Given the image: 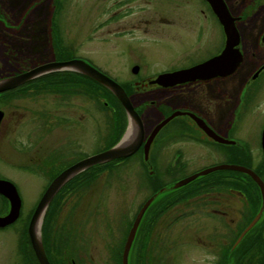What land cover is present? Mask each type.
<instances>
[{
    "label": "rangeland",
    "instance_id": "rangeland-1",
    "mask_svg": "<svg viewBox=\"0 0 264 264\" xmlns=\"http://www.w3.org/2000/svg\"><path fill=\"white\" fill-rule=\"evenodd\" d=\"M142 1L148 2L144 17L138 18L134 15L130 19L125 18L117 23L115 21L108 23L107 11L112 0H55L56 11L54 10V0H0V75L5 73L3 71L11 70L10 65L14 62H18L17 69L27 68L33 62H49L47 60L53 54L50 36L52 17H55L54 24L60 26L68 46L77 48L80 55L90 58L99 69L123 85L126 84L125 79L133 76L130 68V63L133 61L141 62L140 59H143L144 69L149 71L181 66L182 64L178 63L184 57L183 55H187L191 51L195 53L205 46L207 48L208 44L217 43L214 46L216 47L220 42L219 34L214 26L215 20L212 17L209 20L204 19L201 12L203 7L199 0H178V9L172 7V0ZM239 2L241 0H234L236 4ZM158 11H163V15L167 17L163 21H174L173 32L165 34L166 31L162 33L156 29H150L154 25L152 23H139V20H150ZM121 21H127L128 27H133L136 24L141 28L139 30L130 29L128 31L130 33L126 34L110 32L111 26L121 24ZM2 22L12 28L6 29ZM163 25L166 26V24ZM97 26H103V28L98 29ZM145 26H148V29ZM202 26L204 35L202 40L197 42L196 33ZM134 45L137 49L133 53L122 55L125 47L133 48ZM144 47H146V51H140L139 48L142 50ZM8 58L11 63L8 62ZM13 67L15 70V63L12 64ZM42 83L32 84L25 88L26 92L20 91L13 95L15 97L11 98L10 105L8 102L6 104V101L0 103V107L7 113L4 130L0 136V173L17 182L23 195V201H25L24 214L26 215H30L29 207L38 199L42 191L40 187L32 188L36 178L34 177V181L31 180L22 169L29 166L31 162L29 156L33 152L35 156L38 154L39 158H45L47 155L45 160L50 159L48 162L51 168L56 165L67 167L68 164L71 165L73 161H77L83 155L89 156L105 150L108 148L109 140L112 139L111 142H113L117 137V134L112 132L108 120L116 119L113 114L116 108L106 98L92 91L91 87L78 84L75 90L79 92L66 99L65 95L61 93L57 95L50 92L56 89L58 83H53V81L50 83L49 80ZM48 86L50 87L48 88ZM157 117L158 114L154 109L145 111L143 122L146 128H150ZM173 149V147L169 148L166 153L170 155ZM59 150L64 153L65 158L61 164L58 160ZM184 150L188 160L185 163H180L172 174L159 175L161 183L165 182L169 185L202 169L226 163L224 159H220L219 155L204 153L202 148L195 144L194 146L190 144L184 146ZM168 162L169 160L166 158L159 161L161 165L157 168L159 174H163L162 166ZM151 164V160L147 161L143 167L140 158L134 155L116 167L94 172L92 177H88L94 179L92 188L90 189L89 185H84L88 188H82L81 193L71 196L66 201L62 211L63 215H68L71 212L73 215L76 210L78 213L80 208L77 209L76 205L80 195L86 196L84 212L94 209L91 213L94 214L93 219L98 224L99 264H113L117 256L123 252L129 225L141 204L150 196L151 191L148 186L150 187L152 184L148 179L144 182V175L146 177L148 175L155 176L156 173ZM148 170L150 173H145ZM238 178V182L245 188L244 196L230 194L228 187L227 190L225 189L226 191L224 190L225 194L222 196L219 207L226 210L228 219H234L232 223L235 225H229V228H234L233 231H235V228L237 230L239 226H243L240 230L241 233L259 210L260 203L258 201H261V196L253 188L254 184L252 187L248 180L244 181L240 177ZM201 179L202 177L196 179L186 188L196 189L197 186L194 185ZM213 179L216 182L221 177L216 175ZM37 180L39 184L46 183L44 179ZM87 180L84 181L86 184ZM152 181H155V178ZM156 187L158 188V186ZM175 194L177 192L172 191L164 196L171 197ZM211 195L214 196V194ZM197 196L189 201L171 206L154 223L152 215L147 219L143 217L136 231L138 239L135 250L138 258H134L132 264L221 263V258L213 256L214 241L212 239L215 234L221 231L222 227H220L218 219L208 216V211L204 206L208 198L204 194ZM88 203L89 206L86 205ZM166 204L159 205L155 214ZM183 214L185 215L183 216ZM175 216H179V220L171 225V220ZM262 219L263 217L248 230L250 239L252 234L257 231ZM15 229L14 232L17 234L19 228ZM7 234L11 235L12 231ZM209 239L213 244L209 243ZM5 241L0 245L2 262L6 258L4 264H17L14 256L15 244ZM144 242H146L145 245ZM111 250L115 254L113 252L112 255ZM161 254L164 255V262L157 263ZM259 258L261 257H254V255L251 257L250 255L249 264H254ZM229 259L233 260L234 258ZM242 260L240 261L242 262ZM128 261L130 262L129 259ZM231 261L227 264H230Z\"/></svg>",
    "mask_w": 264,
    "mask_h": 264
},
{
    "label": "flooded vegetation",
    "instance_id": "flooded-vegetation-1",
    "mask_svg": "<svg viewBox=\"0 0 264 264\" xmlns=\"http://www.w3.org/2000/svg\"><path fill=\"white\" fill-rule=\"evenodd\" d=\"M199 1L203 7L201 12L204 15V19L209 20L212 17L215 20V30L219 34L220 39L216 47L214 46L217 43L213 45L208 44L207 48L205 46L195 53L191 51L187 55H183L184 57L178 63L182 64L181 66L164 68L157 71L144 69L145 63L143 59H140L141 62L133 61L130 63L133 76L132 78L125 79L124 82L128 84L129 92L127 90L126 92L130 95L134 107L141 115L142 121L144 113L148 109H154L156 114H158L155 123L150 128H146L143 122L144 138L142 144L132 156L138 154L143 167L147 161L151 160V162H154L160 181V176L172 174L180 163H185L188 160L184 146L188 144L194 146L195 144L201 147L204 153L217 154L226 163L244 165L255 170L260 177L264 178V0H241L237 4L234 3V0H218L221 11L225 15L224 18L227 25L233 31L230 46L225 30L226 26L219 21L211 4L207 0ZM171 3H173V8L178 9V0H172ZM147 4L148 2H143L142 0H112V4L107 11L108 23L114 21L117 23L121 19H130L134 15L138 16V18L144 17L143 14L146 12V8H148ZM166 18L163 15V11H158L150 20H139V23H152L154 25L150 29H156V31L162 33L166 31L165 34H168L173 32L172 28H175V25L173 24L174 21H163ZM121 22V24L112 25L110 32L126 34L130 33L128 32L130 29L139 30L141 28L136 24L133 27H128L127 21ZM2 23L6 29L12 28L6 26L4 22ZM163 24H166V26ZM97 28L102 29L103 26H97ZM145 28L148 29V26H145ZM169 28H171L170 31H167ZM59 29V48L62 52L61 55L65 57L59 59L53 53L52 57L47 61L81 58L98 68L90 58L80 55L77 48L71 45L68 46L60 26ZM196 34V41L200 42L204 35V27H199ZM138 43L140 42L138 41ZM134 46L133 48L129 46L125 47L122 55L133 53L137 49L136 45ZM139 49L140 51H146V47L142 50L141 48ZM224 52L225 58L223 59V63L201 78L177 82L175 84H167L169 83L167 80L155 82L161 74L172 73L202 64ZM10 61L8 58V62ZM14 63L15 68L18 67V62ZM14 63L10 65L11 70L3 71L5 73L1 75L2 77L12 75L13 73L16 74L20 70L24 71L35 64L33 62L27 68H16L14 70V67L12 68V64L14 65ZM229 63L232 64L228 68ZM103 72L110 76L105 71ZM0 110L3 111L0 121L1 136L7 113L1 107ZM173 112H179V114H176L160 128L150 144L148 158L144 159V144L151 130ZM153 145L154 147L152 148ZM171 147L174 149L169 155L166 151ZM86 156L83 155L79 159ZM46 157L47 155L45 158H39L38 154L35 156L33 152L29 156V160L31 161L29 166L22 168L23 172L31 180L34 181V177L36 178L32 188L37 189L40 187L42 189L38 199L29 207V210H31L30 215L24 214L26 205L17 182L0 173V179L10 180L15 185L21 198V206L17 218L4 226H0V245L5 240V242L15 244L14 256L17 264H40L32 247L28 232L29 223L39 199L51 180L61 170L66 168V166L60 167L57 165L51 168L48 162L50 159L47 161L45 160ZM130 157L111 164L116 167L127 161ZM164 158L169 160V162L162 166L163 174L161 175L157 168L161 166L159 161L161 159L163 161ZM64 159V153L59 150V164ZM74 162L76 160L72 163ZM151 167H153V164H151ZM97 171L96 168L88 170L84 174L82 173L83 175L80 174L82 176H77V179H72V181L70 180L66 183L58 195L53 198L44 213L41 224V235L49 264H99L97 253L98 224L93 219L94 214L91 211L94 209L92 207H90L92 209L89 212H84L83 210L86 196L80 195L77 198L78 203L76 207L77 209L80 208L78 213L76 210L73 215L72 212L68 215L62 214L63 207L71 196L81 193L82 188H88L84 187V185H89L90 189L92 188L94 179H89L88 177H92L93 173ZM221 172H226V176H217L235 178L236 180L240 177V179L247 181L243 179L244 174L240 171L222 170L215 173L220 174ZM216 174L206 179V187L208 188L202 193L208 198L204 204L208 211V216L218 219L219 225L222 227L221 231L215 234L212 239L214 241L213 256L221 258L220 264H227L228 260H230L229 258H235L234 264H239L242 258L254 255V257H261L254 264H264V217L255 234H252L250 241H246L243 246L242 244L239 245V243L234 247L239 234L235 235L236 228L235 231H233L234 228H229V225H235L232 223L234 219H228L226 210L219 207L222 196L225 194L227 188L223 187L222 184L219 186L211 184ZM37 179H44L46 183L39 184ZM85 180H87V184L84 182ZM228 191L230 194L234 193L240 196H244L245 194L244 190L239 188L229 187ZM179 193L177 192V194L171 196L173 202L177 199ZM211 194H214V196ZM82 198H84V201H82ZM177 204L178 202L173 206ZM86 205L89 206L90 204ZM9 210L10 203L8 198L0 193V216L7 215ZM133 220L134 218L129 225L128 231ZM178 220L179 216L173 217L171 225ZM16 227L19 228L17 229V234L14 232ZM9 231H12V234L8 236L7 232ZM212 240L209 243H212ZM248 242H250V245H248ZM111 252L113 255L114 251L111 250ZM6 260L5 258L4 262H2V255H0V264H4ZM162 262H164L163 254L157 259V263ZM116 263V260L115 263L113 261V264Z\"/></svg>",
    "mask_w": 264,
    "mask_h": 264
},
{
    "label": "water",
    "instance_id": "water-1",
    "mask_svg": "<svg viewBox=\"0 0 264 264\" xmlns=\"http://www.w3.org/2000/svg\"><path fill=\"white\" fill-rule=\"evenodd\" d=\"M207 1L211 4L219 21H221V23H224V25L226 26L225 30L228 37V44L230 46V41L233 37V31L232 28L227 25V22L224 18L225 15L221 11L218 0ZM224 54L225 52L215 58H212L211 60H208L196 66H192L172 73L162 74L155 80V82L167 80V82H169L167 84H175L181 81L201 78L209 74L210 71L215 67H218L219 64L223 63V59L225 58ZM231 64L232 63L228 64V68L231 66ZM65 71L84 75L95 81L102 87L106 88L121 104L126 116V124L123 133L115 144L103 151L81 158L68 167L64 168L51 180V182L43 192L41 198L37 203L28 227L32 247L40 264H49L42 243L41 224L44 213L46 212L49 204L51 203L57 192L70 180L92 168L104 165L112 161L123 160L130 157L138 150L144 138V127L142 119L137 110L134 108L130 97L127 95L124 88L113 78L109 77L108 75L91 65L89 62L81 58H74L63 61L54 60L40 63L27 69L26 71L0 77V94L5 91L17 88L41 76ZM176 114H179V112H173L151 130L150 135L144 144V159L148 158L147 152L149 151L150 144L157 132ZM2 116L3 111L0 110V121L2 119ZM221 170H237L247 174L256 183L261 195L260 208L251 223L238 235L234 243V247L237 246L246 236L248 230H250L259 219L264 217V182L253 170L249 168L241 165L224 163L200 170L197 173L180 179L179 181L166 185L165 187L160 188L157 193H154L153 195L148 197L138 210L130 227L122 252L121 264L129 263L128 259L130 257L132 245L136 237V231L138 230L147 210L152 204L158 203V201L162 198H166L164 194L168 192L184 188L188 184L202 176ZM148 173H150L149 170ZM0 193L6 196L10 203L9 213L5 216H0V226H4L17 218L21 206V199L14 184L6 179H0ZM231 264H234V262H231Z\"/></svg>",
    "mask_w": 264,
    "mask_h": 264
},
{
    "label": "trees",
    "instance_id": "trees-1",
    "mask_svg": "<svg viewBox=\"0 0 264 264\" xmlns=\"http://www.w3.org/2000/svg\"><path fill=\"white\" fill-rule=\"evenodd\" d=\"M50 36H51V43H52V49H53L54 55L57 58H59V59H63L65 56H62L61 55L62 52H61V49L59 48L60 47L59 46V42H60V29H59V26L58 25H56L54 23H51ZM61 78H64V79H61ZM55 79H56L57 82L55 81ZM46 80L47 81L49 80L50 83H52V81H53V83H58L59 85H57L55 87L56 88L55 90H51V89H53L51 87V89H50L51 91L50 92L53 93V94H57V95H59L61 93L62 95H65V98L66 99L70 98L72 95H75V93L79 92V91L75 90V87L77 88L78 84L83 85V86L85 85L88 88L91 87V90L92 91H95V93H97L99 96H101L103 98H106L108 100V102H110L111 104H113L114 105V108H116V109H114L115 111L113 113L116 116V119H112V120L111 119H108V120H109L110 127H112V132L115 133V134H117L116 135L117 137L113 141L114 143L111 142L112 139H110L109 140V144H107V146L109 147L112 144H115L119 140V138H120V136L123 133V130L125 128V124H126V116H125V113L123 111V108H122L121 104L119 103V101L107 89H105L104 87L100 86L98 83H96L95 81L91 80L90 78H87L86 76L81 75V74H78V73H75V72H67V71H65V72L51 73V74H48V75L41 76V77H39L37 79L31 80V81H29V82H27V83H25V84H23V85H21V86H19L17 88H14V89H11V90H8V91H5V92L1 93L0 94V103H4L6 101V104L8 102V105H10V103L12 102L11 98L15 97L13 95H15L16 93H18L20 91L26 92V90H25L26 87H28V86H30L32 84H35V83L41 84L43 81L46 82ZM49 87L50 86H48V88ZM99 107L101 108L102 105L100 104ZM103 108H105V105H103ZM110 118H111V115H110ZM137 156L139 158V155L138 154H137ZM131 158L132 157H130L129 159H131ZM113 167H114V165H112L111 163H106L104 165L97 166L95 168L98 171H100V170H102L104 168H113ZM92 169H94V168H92ZM153 169H154V171L156 173L154 177L151 176V175H148L146 177L144 175V182H145V180L148 179V181L152 184L150 187L148 186L149 190L151 191L150 192V196L153 195L154 193H157L160 188L165 187L167 185V183H161L159 181V177L157 175L156 168L154 166H153ZM147 172L148 171H145V173H147ZM218 172L219 171H217L216 173H218ZM216 173L214 172V173H211V174H209L207 176H203V179L200 180L198 183H196V185H194V186H197L196 189H192V188L191 189H188V188H185L182 191H180V193L178 192L179 193V196H177V199H175L174 202H173V200H172V198L170 196H168L166 198L160 199L162 202L159 200L158 201L159 203L152 204L149 207V209L147 210L144 218L147 219V217H150L152 215V222L154 223L157 218H159L160 216H162L166 211H168V209L171 206H173L177 202L179 203V202H184V201H187V200L189 201V199L194 198L195 196L202 194L208 188V187H206V184L207 183L205 182L206 181L205 178H211ZM225 174H226V172H221L220 174H216V175L226 176ZM82 175H80V176H82ZM80 176H78V177H80ZM77 178H74V179H77ZM84 178H86V177H84ZM154 178H155V181H152V180H154ZM221 178H222L221 181H216V182L213 179V182L211 184H214V185H220V184H222L226 188H228V187H235V188H237L238 187L239 189H242V190L245 189L242 186V184L239 183L238 180H236L235 178H229V177H221ZM248 180L250 182H252L251 179L248 178ZM223 181H225V182H223ZM201 184H202V186H199ZM154 186L155 187L158 186V188L157 187L155 188ZM165 203H167V204L162 208V210L158 211V213L155 214V212L159 208V205L162 206V204H165ZM184 215L185 214H183V216ZM180 218H181V216H180ZM242 227L243 226H241V227L239 226V229L237 228V231H235V235L237 233L238 234L240 233V230L242 229ZM137 239H138V237H135V240L133 242L132 249H131V252H130V258H129V260H130L129 263L130 264L133 263V259L134 258H138V254L136 253V250H135V246H136L135 244L137 242ZM249 240H250V233H247L246 236L243 238L242 242L239 245L242 244V246H243V245H245V242L246 241H249ZM145 243L146 242H144L143 244L145 245ZM134 253H135V256H134ZM138 253H139V251H138ZM249 258L250 257H247V258L244 257V258H242L243 260H242L241 264H249V262H250ZM120 260H121V257H120V254H119L117 256V258H116V262H117L116 264H120ZM231 260H229V261H231ZM231 262H234L235 263V258Z\"/></svg>",
    "mask_w": 264,
    "mask_h": 264
},
{
    "label": "bare ground",
    "instance_id": "bare-ground-1",
    "mask_svg": "<svg viewBox=\"0 0 264 264\" xmlns=\"http://www.w3.org/2000/svg\"><path fill=\"white\" fill-rule=\"evenodd\" d=\"M147 153H148V152H147ZM146 163H147V162H146ZM149 169H150V168H149ZM182 189H183V188H182ZM179 190H181V189H178V190L176 189L175 191L177 192V191H179ZM175 191H174V192H175ZM171 192H172V191H171ZM171 194H172V193H171ZM166 197H167V196H166ZM160 201H161V200H160ZM161 202H162V201H161ZM158 203H159V202H158Z\"/></svg>",
    "mask_w": 264,
    "mask_h": 264
}]
</instances>
